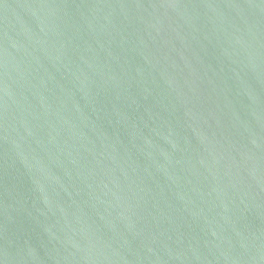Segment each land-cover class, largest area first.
<instances>
[{"label":"water","instance_id":"1","mask_svg":"<svg viewBox=\"0 0 264 264\" xmlns=\"http://www.w3.org/2000/svg\"><path fill=\"white\" fill-rule=\"evenodd\" d=\"M0 264H264V0H0Z\"/></svg>","mask_w":264,"mask_h":264}]
</instances>
